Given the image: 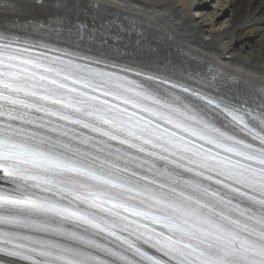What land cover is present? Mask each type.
<instances>
[{
    "label": "snow or ice",
    "instance_id": "1",
    "mask_svg": "<svg viewBox=\"0 0 264 264\" xmlns=\"http://www.w3.org/2000/svg\"><path fill=\"white\" fill-rule=\"evenodd\" d=\"M73 7H0V264H264V88Z\"/></svg>",
    "mask_w": 264,
    "mask_h": 264
},
{
    "label": "bare ground",
    "instance_id": "2",
    "mask_svg": "<svg viewBox=\"0 0 264 264\" xmlns=\"http://www.w3.org/2000/svg\"><path fill=\"white\" fill-rule=\"evenodd\" d=\"M199 1L72 0L67 16L90 27L119 22L128 29L124 43L134 57L138 53L141 61L157 66L163 61L179 75L212 74L224 85L264 88V0H213L215 16L206 18L209 12H195ZM6 2L0 0V7ZM42 2L50 8L55 0ZM32 14L39 20L48 15L36 7Z\"/></svg>",
    "mask_w": 264,
    "mask_h": 264
},
{
    "label": "rangeland",
    "instance_id": "3",
    "mask_svg": "<svg viewBox=\"0 0 264 264\" xmlns=\"http://www.w3.org/2000/svg\"><path fill=\"white\" fill-rule=\"evenodd\" d=\"M199 2L201 3V5H200V7L195 12H199V13H202L203 12L204 15H206L205 13H208L209 12V14H207L205 16V18L207 16L211 15V13H213L214 16H215V13H214L215 9H214V6L212 7V5H215L216 2H214L213 0H210V1L208 0V3L206 2V0H200ZM205 3H207V4H205ZM211 16H213V15H211ZM219 16H220V14H217L216 17H219Z\"/></svg>",
    "mask_w": 264,
    "mask_h": 264
}]
</instances>
